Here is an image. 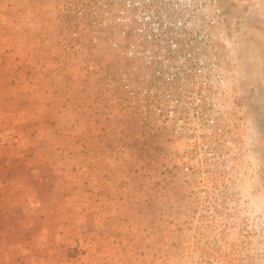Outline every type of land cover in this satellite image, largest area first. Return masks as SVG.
Instances as JSON below:
<instances>
[{
    "label": "rangeland",
    "instance_id": "374dc122",
    "mask_svg": "<svg viewBox=\"0 0 264 264\" xmlns=\"http://www.w3.org/2000/svg\"><path fill=\"white\" fill-rule=\"evenodd\" d=\"M79 2L0 0L12 38L22 33L23 9L30 23L42 9L44 56L27 65L38 78L55 72L60 122L43 128L35 163L45 171L58 161L65 172H46L59 184L39 194L48 219L38 214L36 226L64 220L74 233L61 241L68 254L57 247L60 264H264V33L251 19L264 0H224L239 30L234 137L200 157L169 154L174 143L151 139L102 95L90 63L66 54L60 9ZM109 39L101 36L94 63L115 77L121 64Z\"/></svg>",
    "mask_w": 264,
    "mask_h": 264
},
{
    "label": "built area",
    "instance_id": "2783aa9c",
    "mask_svg": "<svg viewBox=\"0 0 264 264\" xmlns=\"http://www.w3.org/2000/svg\"><path fill=\"white\" fill-rule=\"evenodd\" d=\"M221 2L80 0L60 9L58 36L67 55L97 71L98 89L121 114L174 143L169 154L217 155L234 137L238 52ZM106 34L121 64L115 77L94 63Z\"/></svg>",
    "mask_w": 264,
    "mask_h": 264
},
{
    "label": "crops",
    "instance_id": "0c3cea01",
    "mask_svg": "<svg viewBox=\"0 0 264 264\" xmlns=\"http://www.w3.org/2000/svg\"><path fill=\"white\" fill-rule=\"evenodd\" d=\"M22 11L19 38L9 37L6 31L10 27L0 17V264H60L57 247L62 238L73 237L74 233L64 220L56 221L52 228H47L49 220L43 228L36 226L37 217L48 219L38 198L49 195L59 184L52 183L46 172H65L58 161L54 165L47 163L45 171L35 163L40 157L37 146L42 141L43 128L52 131L60 122L59 107L52 95L56 74L38 78V71H30L29 60L34 58L36 63L44 56L42 9H34L32 23L28 22L27 9ZM48 135L51 140H58L57 136ZM38 180H44L42 190ZM64 186L75 187L71 182ZM51 213L59 214L57 210ZM48 215L52 217L50 212ZM62 244L68 254L69 243Z\"/></svg>",
    "mask_w": 264,
    "mask_h": 264
},
{
    "label": "flooded vegetation",
    "instance_id": "af4514ba",
    "mask_svg": "<svg viewBox=\"0 0 264 264\" xmlns=\"http://www.w3.org/2000/svg\"><path fill=\"white\" fill-rule=\"evenodd\" d=\"M223 10L226 12L227 14V21L230 25L233 26V32L235 33V35L238 34L239 30L237 29V25H236V18L233 17V15H231L225 4H224V0H222L221 2ZM251 19H252V23L253 26L260 31L261 33H264V6L259 7L255 12H253L251 14ZM240 22V20L238 21ZM248 95H249V91H248Z\"/></svg>",
    "mask_w": 264,
    "mask_h": 264
}]
</instances>
